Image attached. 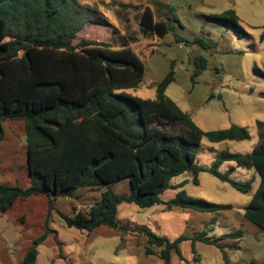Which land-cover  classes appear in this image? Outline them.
<instances>
[{"label":"trees","instance_id":"16d2710c","mask_svg":"<svg viewBox=\"0 0 264 264\" xmlns=\"http://www.w3.org/2000/svg\"><path fill=\"white\" fill-rule=\"evenodd\" d=\"M162 5L154 3L157 15ZM87 9L78 0H0V143L5 120L24 123L30 175L26 188L0 183V212L9 211L18 199L38 194L47 197L51 212L56 197H75V192L85 187L106 189L89 209L60 215L68 228L126 230L116 219L121 203L148 208L160 204L161 195L170 189L179 190L167 208L175 205L198 212L230 209L229 204L188 196L183 182L171 183L174 177L189 172L197 184L198 173L203 171L243 194L251 191L252 181L258 178L244 216L264 231V121H256L258 140L250 152L222 150L211 165L197 163L196 153L204 137L214 143L242 141L250 138L248 129L238 125L200 129L165 93L175 79L173 63L160 81L149 84L155 88L154 98L126 92L138 87L145 71L130 46L136 37H121L119 48L110 42L77 38L85 23L111 26L103 16L88 18ZM155 10L143 6L140 11V32L145 38H162L174 31L171 19L156 18ZM210 17L239 37L246 35L234 9ZM176 41L185 42L181 37ZM199 44L205 46L203 41ZM195 60L192 83L207 66L204 57ZM230 161L252 171L253 180L239 182L231 177L232 169L219 170L223 162ZM122 178H127L130 186L126 195L112 189ZM48 223L45 220V233L32 241L20 264H34L37 246L49 232L56 233ZM134 230L146 237L145 254L157 255L162 264H171L173 252L181 257L179 244L187 239L192 246L200 241L223 251L236 250L237 242L226 240L243 235L240 228L218 237L201 231L193 237L180 235L170 240L146 226Z\"/></svg>","mask_w":264,"mask_h":264},{"label":"rangeland","instance_id":"374dc122","mask_svg":"<svg viewBox=\"0 0 264 264\" xmlns=\"http://www.w3.org/2000/svg\"><path fill=\"white\" fill-rule=\"evenodd\" d=\"M162 5L159 15L154 3ZM88 18L105 16L111 26L85 23L77 38L110 42L116 47L120 38H140L135 52L149 69L157 67L159 76L174 65L175 79L166 88L169 96L203 131L225 129L233 125L248 129L247 140L210 142L206 137L196 153V162L209 166L218 152L248 153L257 143L256 121H264V0H78ZM155 10L156 18L171 19L174 31L153 45L152 38L142 37L139 14L143 6ZM234 9L246 35L235 32L212 19L213 14ZM85 14V13H84ZM114 30V31H113ZM181 37L185 42L176 41ZM203 41L205 46L199 44ZM77 42V39L74 41ZM155 50V52H154ZM154 53L152 56H150ZM150 56V57H149ZM202 56L207 66L190 81L195 69V58ZM158 78L149 71L143 75L137 88L126 89L131 95L154 98L155 88L149 86ZM4 137L0 143V183L26 188L30 175L26 162L25 127L22 121L5 120ZM232 169L231 177L239 182L251 181L250 170L235 167L234 162H223L219 170ZM192 174L184 172L171 181L184 182L182 189L188 196L218 204H229L230 209L198 212L183 209L169 202L179 189H170L161 195V202L148 208L133 203H121L116 219L126 230L99 226L88 232L65 226L61 214L85 211L100 197L104 188H80L75 197H56L55 209L49 212L44 194L18 199L6 213L0 212V264H20L35 238L48 226L55 230L37 246L34 264H162L155 254L146 255V237L134 230L146 226L170 240L180 235L193 237L205 231L209 237L243 230V235L226 242H237L238 248L221 251L218 247L187 239L179 244V257L171 255V264H264V231L244 216V208L256 190L259 179L252 181L251 191L240 193L228 183L221 182L207 172L198 173V183ZM119 195L130 191L127 178L112 185ZM157 251L158 248L152 247ZM194 248V253H193ZM226 256V258H224ZM195 258V259H194Z\"/></svg>","mask_w":264,"mask_h":264},{"label":"crops","instance_id":"0c3cea01","mask_svg":"<svg viewBox=\"0 0 264 264\" xmlns=\"http://www.w3.org/2000/svg\"><path fill=\"white\" fill-rule=\"evenodd\" d=\"M158 2H160V1H158ZM162 3V2H161ZM145 6H148V5H145ZM150 7V6H149ZM151 8V7H150ZM105 17V16H104ZM108 20V19H107ZM142 35V34H141ZM121 37H128V38H130L131 37V35L130 36H124V35H122ZM143 37V36H142ZM145 40H146V38L145 37H143ZM152 42H153V44H158V41H157V38L155 37V36H153L152 37V40H151ZM138 42H141V40H140V38H136V40L135 41H133V42H130V46L134 49V46L138 43ZM114 47H116L115 45H113ZM120 47V44H119V46L118 47H116V48H119ZM134 51H135V49H134ZM154 52H155V50H154ZM154 53H152L150 56H152ZM149 56V57H150ZM144 66H145V64H144ZM149 71V74H150V76H152V77H156V78H158L157 79V81H160L165 75H163L162 77H158L159 76V70H158V68L157 67H154V68H152V69H149L147 66H145V71H144V75L147 73ZM157 81H155V82H157ZM251 175L253 176V172H251ZM257 179V178H256ZM222 182V181H221ZM182 183V182H181ZM184 183V182H183ZM173 184V183H172ZM179 184V183H178ZM185 184V183H184ZM174 185H177V184H174ZM184 186V185H183ZM177 193V192H176ZM175 193V194H176ZM175 196V195H174Z\"/></svg>","mask_w":264,"mask_h":264}]
</instances>
